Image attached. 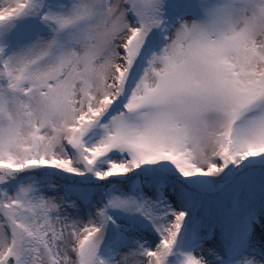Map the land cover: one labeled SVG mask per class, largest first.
Listing matches in <instances>:
<instances>
[{"label": "snow or ice", "instance_id": "snow-or-ice-1", "mask_svg": "<svg viewBox=\"0 0 264 264\" xmlns=\"http://www.w3.org/2000/svg\"><path fill=\"white\" fill-rule=\"evenodd\" d=\"M0 264H264V0H0Z\"/></svg>", "mask_w": 264, "mask_h": 264}]
</instances>
